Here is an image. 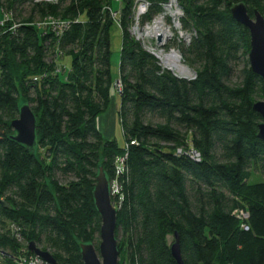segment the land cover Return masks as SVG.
<instances>
[{
    "label": "trees",
    "instance_id": "16d2710c",
    "mask_svg": "<svg viewBox=\"0 0 264 264\" xmlns=\"http://www.w3.org/2000/svg\"><path fill=\"white\" fill-rule=\"evenodd\" d=\"M147 1L143 24L170 2ZM120 2L0 0V19L9 17L0 25V199L10 204L0 202L2 256L28 254L35 242L58 264H85L81 245L101 242L94 190L103 167L122 186V198L112 197L119 264H178L176 233L184 264H264V181H250L254 172L264 177L263 118L254 109L264 79L250 66L251 33L231 13L244 2L251 16L264 15V0H178L182 29L192 32L180 50L193 79L144 48L131 33L136 1ZM111 9L121 10L120 25ZM48 17L69 28L41 27ZM116 26L125 145L98 127L116 84ZM65 54L72 64L62 76ZM24 103L37 117L35 151L12 139Z\"/></svg>",
    "mask_w": 264,
    "mask_h": 264
},
{
    "label": "water",
    "instance_id": "95a60500",
    "mask_svg": "<svg viewBox=\"0 0 264 264\" xmlns=\"http://www.w3.org/2000/svg\"><path fill=\"white\" fill-rule=\"evenodd\" d=\"M231 13L238 22L249 29L251 33L250 66L254 73L264 79V15L255 10L254 15L251 16L249 8L244 2L235 4L231 8ZM162 40L163 36L161 34L157 35V44H161ZM179 56L182 58L180 54ZM157 57L162 61L159 56ZM187 67L189 68V66ZM169 69L172 70L171 68ZM175 75L179 76L176 73ZM183 77L187 78L186 76ZM254 109L263 118V121L259 125L258 137L264 141V99L258 101L254 105ZM11 125L15 131L12 139L35 151L38 141L37 117L29 103H24L20 107L19 116L12 120ZM94 198L102 218L100 229L101 242L98 249L92 243H83L81 245L82 259L85 264H119L120 251L118 249V239L116 238L118 210L112 201L110 182L103 167L99 169ZM0 202L6 207H10L8 202L2 199H0ZM28 249L31 253L40 256L49 264H58L49 251L41 249L35 242H30ZM0 252L3 251L0 250ZM171 252L178 264H184L178 233L175 234V241L171 245Z\"/></svg>",
    "mask_w": 264,
    "mask_h": 264
},
{
    "label": "rangeland",
    "instance_id": "374dc122",
    "mask_svg": "<svg viewBox=\"0 0 264 264\" xmlns=\"http://www.w3.org/2000/svg\"><path fill=\"white\" fill-rule=\"evenodd\" d=\"M36 1H42V0H36ZM112 3H113V7L115 9H118L120 7L121 2L120 0H112ZM26 7H27L26 8L27 11L25 12V14H28L29 5H26ZM164 12L165 14L162 13L160 15H157L151 23H146V24H143L141 22L142 16L141 15L138 16L136 18V23L131 28L132 30L131 33L135 38L139 39V41L143 44L145 49H147L151 53H154L156 57L157 56L160 57L159 52L161 50H163L164 53L167 54V53H170L172 49H175L182 56V59H181L182 63H184L186 66H189L184 60V56H183L182 51L180 50V46L182 44L184 45L188 44L191 41L192 32L184 31L182 29V25L180 23V17L183 15L182 9L179 7L178 2H172L171 7L167 6ZM161 15L165 17L166 24L172 27V30L174 31V34H175L173 39L168 40L164 46H158L159 44H157V40L155 39V37L148 36L146 32L147 27L149 25H152L154 21ZM176 23H178L179 28L176 27ZM121 46H122V30L116 26L112 34V55H111V74L115 82L119 78L118 76H119V68H120V60H121ZM160 63L162 64V66H165L164 68H167V69L170 68L169 66L166 65L164 61H160ZM71 64H72V56L69 54H65V56H63L60 59V65L63 68L62 76L69 71V69L71 68ZM239 65L241 69L243 67V62H240ZM189 68L191 69L190 74L183 75V76H186L189 79L190 78L193 79L196 77L195 69L191 68L190 66ZM172 72L175 73L174 71ZM239 75H240V72L238 70L234 74L233 80L238 81L240 78ZM118 90H119V87L117 86V82H116L113 92H112V101L110 103L108 110L98 118V127L102 131L105 138L116 139L120 145H125L126 140H125L124 132H123L122 125H121L119 115H118V109L120 105V97L118 95L119 93ZM250 181L251 182L264 181V177L262 176L261 173L254 172L253 176L250 178ZM118 182H119L118 180L112 182L114 183L113 186L111 185L112 183H110V188L115 187V191H117L116 192L117 195H118V192H120L122 189V186L119 185ZM28 245L29 243L26 246L27 248H28Z\"/></svg>",
    "mask_w": 264,
    "mask_h": 264
},
{
    "label": "built area",
    "instance_id": "2783aa9c",
    "mask_svg": "<svg viewBox=\"0 0 264 264\" xmlns=\"http://www.w3.org/2000/svg\"><path fill=\"white\" fill-rule=\"evenodd\" d=\"M46 1L56 2L58 0H46ZM135 1H136L135 10H136V18H137L140 15L141 16L144 15L148 11L149 6H150V3L147 0H135ZM172 2H178V0H170V2L165 5V8L167 6H170L171 7ZM164 14H165V12H164ZM111 15L118 22V25H120L119 19H120V16H121V10L115 11V10H112L111 9ZM8 18H9L8 17V14L7 13H4V17L0 19V25H3ZM39 25L41 27H48L52 31L57 32V34H60L65 29L69 28V25L70 24H69V22L64 21V20H59V19H56V18L48 17L42 23H40ZM17 27H18V24H13L12 27H11V29L14 32H16V28ZM148 36H150V35H148ZM151 37H155V39L157 40V36L152 35ZM136 39H138V38H136ZM162 61H164V60L162 59ZM163 67H165V66H163ZM117 86L119 87V90L122 89V84H121L120 81L117 82ZM135 142L136 141H132V143H135ZM195 156L198 157L199 154L198 153H195ZM111 185L113 186L114 183H112ZM112 188L113 187L110 188L111 189V195H112V197L113 196L114 197L120 196V192L121 191L118 192V195H117V193H116L117 191H115V187L113 188V190H112ZM120 197L122 198V196H120ZM121 198H120V200H121ZM19 230H20V228L17 225H14L15 235L21 241L22 238L20 237ZM28 251H29V249H28ZM2 254H3V252H0V264H49L43 258H41L40 256H38V255H36L34 253H31L30 251H29L28 254L25 253V254H22V255H19V256H15L13 254H10L9 255V253H8V254H6V257L5 258L2 256Z\"/></svg>",
    "mask_w": 264,
    "mask_h": 264
},
{
    "label": "bare ground",
    "instance_id": "6f19581e",
    "mask_svg": "<svg viewBox=\"0 0 264 264\" xmlns=\"http://www.w3.org/2000/svg\"><path fill=\"white\" fill-rule=\"evenodd\" d=\"M178 23H176V27H178ZM148 35L157 36L161 34L163 36L162 43L158 46H164L168 40L173 39L174 31L170 25L166 24L165 17L163 15L159 16L152 25H149L146 29ZM160 57L164 60L167 66H169L172 71L176 74L183 76L190 74V69L182 63V58L179 56V53L172 49L170 53L165 54L163 50L159 52Z\"/></svg>",
    "mask_w": 264,
    "mask_h": 264
}]
</instances>
